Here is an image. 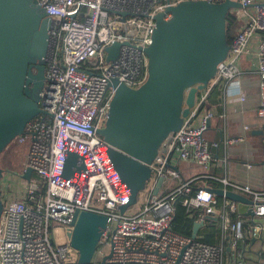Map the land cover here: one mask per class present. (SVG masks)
<instances>
[{
    "label": "built area",
    "instance_id": "2783aa9c",
    "mask_svg": "<svg viewBox=\"0 0 264 264\" xmlns=\"http://www.w3.org/2000/svg\"><path fill=\"white\" fill-rule=\"evenodd\" d=\"M182 1L37 0L53 21L45 58L46 79L39 94L46 114L34 118L16 140L20 145L29 144L24 170H5L0 183V264H80L70 242L56 245L51 238L53 224L66 227L67 234L73 229L76 211L109 218L90 264H241L248 253L259 256L257 264H264V174L254 182L206 173L184 179L179 168L186 160L196 161L206 171L216 165L226 168L230 155L239 152L240 166L253 170L259 149L248 141L247 134L256 124L237 120L239 134L225 138L227 152L217 160L211 146L218 144L204 134L214 118L210 97L222 81L226 87L239 88L234 101L241 105L250 104L249 89L259 90L257 116L264 126V0H231L241 5L229 11L240 28L227 58L209 83L197 91L190 113L171 141L163 142L158 166L149 165L152 175L141 191L145 194L141 207L135 210V203L124 212L120 209L129 203L131 191L114 167L111 145L99 134L116 91L111 83L117 80L136 89L146 81L145 50L152 42L155 16ZM116 43L121 45L119 53L109 59L107 48ZM250 58L257 75L253 84L246 79L252 72L240 66ZM70 153L78 155L77 164L84 168L65 177ZM27 168L37 178L25 179ZM201 178L216 180L224 190L241 194L251 203L222 196L223 203L217 204L214 188L199 183ZM172 181L177 185L161 193ZM179 199L188 211L199 212L195 224H216L217 243L206 242L199 232L193 237L173 230ZM241 205L248 206L247 210L243 212ZM250 209L251 218H243L242 213ZM258 243L261 248L256 250ZM107 245L111 246L109 253Z\"/></svg>",
    "mask_w": 264,
    "mask_h": 264
},
{
    "label": "water",
    "instance_id": "95a60500",
    "mask_svg": "<svg viewBox=\"0 0 264 264\" xmlns=\"http://www.w3.org/2000/svg\"><path fill=\"white\" fill-rule=\"evenodd\" d=\"M240 6L231 0H185L168 7L155 16L152 42L145 50L146 81L136 89L117 80L111 83L116 91L99 134L111 145L114 167L131 191L129 203L120 207L122 212L136 203L152 175L149 165L158 166L156 159L163 142L171 141L190 113L197 91L209 83L227 58V16L231 8ZM167 14L171 15L168 19ZM52 23L37 0H0V156L34 118L46 114L39 104V94L46 79L45 58ZM120 46L116 43L107 48L109 59L117 57ZM78 158L75 153L68 155L65 177L71 176L74 169L84 168L78 166ZM4 174L5 169L0 166V183ZM32 176L33 171L27 168L23 177L31 180ZM212 191L251 203L231 190ZM2 211L0 188V221ZM247 214L252 215V210ZM108 223L105 214L75 212L73 229L67 236L78 252L80 264L92 262ZM202 225L194 224L193 237ZM110 256L111 253L103 261Z\"/></svg>",
    "mask_w": 264,
    "mask_h": 264
},
{
    "label": "crops",
    "instance_id": "0c3cea01",
    "mask_svg": "<svg viewBox=\"0 0 264 264\" xmlns=\"http://www.w3.org/2000/svg\"><path fill=\"white\" fill-rule=\"evenodd\" d=\"M241 67L244 70H250L252 73L246 74V79L253 84L254 81L257 80V75L255 73L254 63L252 59H245L242 62ZM227 84L225 81H222L220 85L216 87L214 92L212 93L209 100V107L214 112V118L210 123V127L208 130L213 127V120L218 118L220 121V127L216 128L217 132H215L213 138L210 141L217 143L218 146H211V151L213 153L214 158L217 160L225 156L227 150L225 147V138L234 137L239 134V123L237 120H242L247 124H256L252 127V130L248 132L247 139L248 141L255 145L259 149V153L257 155L256 164L253 170L249 171L245 168H242L240 165L242 163V155L239 152H234L230 155L229 164L225 168L222 166H212L209 171L200 167L198 163L194 160H186L182 161L179 166L182 177L184 179L192 178L193 176H200L204 173L208 175L223 177L225 175L230 176L231 178L238 179L242 182H254L256 178L263 176L264 174V126L263 122L259 120L257 116V108L259 106V90L256 87H253L247 91V94L251 96L250 104H240L235 102L234 99L240 93L239 88L236 87H226ZM216 93V94H214ZM238 109H242V111H238ZM258 124V125H257ZM219 133V137H218ZM20 171L19 173H21ZM184 174H187L189 178H186ZM203 186H209L212 188H223L224 185L216 180L211 178H201L199 180ZM217 184V185H216ZM175 185H177L176 181H172L170 185L166 186L165 189L161 192L168 193ZM3 186V184H2ZM224 198L222 196H218L217 204L223 203ZM242 207V211H246L248 206H240ZM218 208V207H217ZM243 218H247L248 220L251 218L248 214L242 213ZM237 217L234 216V219ZM208 225V224H207ZM208 228L206 226L202 227L198 230L199 234L204 235V229Z\"/></svg>",
    "mask_w": 264,
    "mask_h": 264
},
{
    "label": "rangeland",
    "instance_id": "374dc122",
    "mask_svg": "<svg viewBox=\"0 0 264 264\" xmlns=\"http://www.w3.org/2000/svg\"><path fill=\"white\" fill-rule=\"evenodd\" d=\"M241 66V63H240ZM181 123V119L179 121V124ZM221 123L218 120V118H215L213 120V127L212 129L208 130L205 132L204 136L211 140L214 139L213 136L215 132H217L216 128H219ZM219 137V133H218ZM29 150V144H23L20 145L17 142L15 144L11 145L6 153L3 154L1 160H0V166L4 168L5 170H11L14 173L20 172V166L24 165L26 162L27 154ZM186 178H189L187 174H184ZM145 194L141 193L138 195L137 201H136V207L134 208L135 210L141 207L142 202L144 201ZM218 214V211H217ZM51 229V238L54 244L56 245H63L66 243H69L70 240L67 236V230L66 227L63 225H58V224H53ZM261 248V243H258L255 246L256 250H259ZM106 253H109L111 250V246L107 245L106 246ZM247 261H242L241 264H257L256 261L259 260V256L256 254H251L248 253L246 256ZM251 260V261H250Z\"/></svg>",
    "mask_w": 264,
    "mask_h": 264
},
{
    "label": "trees",
    "instance_id": "16d2710c",
    "mask_svg": "<svg viewBox=\"0 0 264 264\" xmlns=\"http://www.w3.org/2000/svg\"><path fill=\"white\" fill-rule=\"evenodd\" d=\"M239 28H240V23L237 21L236 17L232 15L231 13H228L227 21H226V30H227V39H228L229 44L231 43V41L237 34V31L239 30ZM17 138L12 144L7 146L6 150L1 154L0 160L3 154L8 151L9 147L15 144ZM24 165L20 166L21 167L20 171L24 170ZM32 178L35 179L37 178V176L33 174ZM175 207H176L175 217L172 223L173 230L182 235L192 236L194 224H195L196 219L198 218L199 212L198 211H188L187 206L182 203L181 199H179L176 202ZM206 227L208 228H205L203 230L205 233L203 235V239L209 243H217L219 236L217 234L218 228L216 224L206 225Z\"/></svg>",
    "mask_w": 264,
    "mask_h": 264
}]
</instances>
